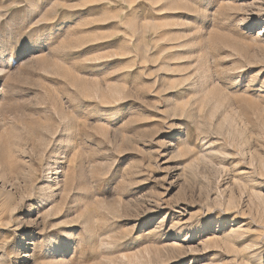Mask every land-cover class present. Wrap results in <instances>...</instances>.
Wrapping results in <instances>:
<instances>
[{
    "label": "rangeland",
    "instance_id": "obj_1",
    "mask_svg": "<svg viewBox=\"0 0 264 264\" xmlns=\"http://www.w3.org/2000/svg\"><path fill=\"white\" fill-rule=\"evenodd\" d=\"M0 264H264V0H0Z\"/></svg>",
    "mask_w": 264,
    "mask_h": 264
},
{
    "label": "bare ground",
    "instance_id": "obj_2",
    "mask_svg": "<svg viewBox=\"0 0 264 264\" xmlns=\"http://www.w3.org/2000/svg\"><path fill=\"white\" fill-rule=\"evenodd\" d=\"M45 253V252H44Z\"/></svg>",
    "mask_w": 264,
    "mask_h": 264
}]
</instances>
